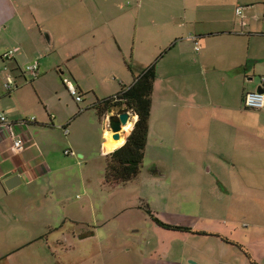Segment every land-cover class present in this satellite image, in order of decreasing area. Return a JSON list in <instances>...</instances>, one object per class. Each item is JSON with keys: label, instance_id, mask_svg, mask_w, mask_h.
<instances>
[{"label": "crops", "instance_id": "crops-1", "mask_svg": "<svg viewBox=\"0 0 264 264\" xmlns=\"http://www.w3.org/2000/svg\"><path fill=\"white\" fill-rule=\"evenodd\" d=\"M49 1L51 7L39 18L32 10L22 12L17 0H5L12 11L0 20L13 39L10 51H16L15 58L4 66V78L0 69V85L8 75L16 82V89L0 95V112L13 123V133L26 142L23 151L15 152L10 133L0 131V262L5 254L15 253L5 247L16 245L20 234L21 222L10 195L18 188L24 191L23 187L27 194L48 177H57L62 169L65 175L68 169H61L60 162L54 161L62 149L64 153L72 150L87 162L98 147L106 167L107 155L123 147L130 134L113 149L110 139L116 140L107 121L113 110L101 117L95 105L132 86L147 68L155 66L150 117L154 124L149 123L145 159L152 126L153 152L162 158L163 166L164 160L171 158L177 171L197 150L200 159L189 162L194 171L205 175L206 182L218 183L209 186V191L218 189L225 197L236 198L233 206L225 201L227 207L222 208L234 221L210 226L205 237L215 234L223 245L236 247L238 261H243L244 252L252 264H264V111L248 109L244 104L248 92L264 88V0H79L89 17L73 20V25H64L67 13L56 7L59 0ZM42 2L45 0H37V9ZM25 3L28 7L27 0ZM108 5L115 6V11ZM7 53L4 51L0 58ZM33 60L40 65L39 74L29 83L30 75L27 78L23 68ZM64 62L69 63L64 82L62 77L61 82L48 77ZM66 80L79 89L83 102L72 95L69 98ZM198 84L205 85V95L195 86ZM51 86L56 95L62 93L55 102L50 96ZM108 86L110 92L114 86L118 89L109 95ZM64 96L68 99L65 105ZM92 110L102 125L97 139L76 126ZM31 118L35 121L23 122ZM131 119L133 131L138 116L132 112ZM64 126L69 135L60 145L50 137V131L63 130L59 127ZM214 132L219 141L216 150L210 139ZM196 134L201 137L197 143ZM166 151L170 157L165 156ZM105 171L104 184L112 188L105 181ZM160 172L164 174L162 167L156 169ZM14 176H19L21 183L8 189L6 182ZM212 221L207 220L209 224ZM87 232L92 233L83 236L84 232H79V238L93 235L92 230ZM226 232L238 235L239 240ZM168 258L167 252L150 261L168 264Z\"/></svg>", "mask_w": 264, "mask_h": 264}, {"label": "rangeland", "instance_id": "rangeland-1", "mask_svg": "<svg viewBox=\"0 0 264 264\" xmlns=\"http://www.w3.org/2000/svg\"><path fill=\"white\" fill-rule=\"evenodd\" d=\"M1 1L0 20L1 17L10 16L12 11L5 0ZM17 1L18 4L20 2L22 12L30 13L32 10L39 18L43 17L45 10L51 7L49 0L42 2L40 9H37V0L36 8L33 0H27L28 7L25 0ZM78 1L59 0L56 5L66 10L64 25L67 22L73 25L80 18L89 17L85 7L79 5ZM108 7L109 10L115 11V6L108 5ZM3 27L0 22V55L4 51L10 52L13 47V39H10L9 33ZM7 61H9L7 58H0L2 78L5 77L3 69ZM31 62H29L30 66L34 60ZM68 66L69 63L64 62L62 67L55 68L54 73L48 77L53 76L57 82L59 80L61 82L62 77L64 82L69 74ZM25 75L28 78L29 73ZM30 79L31 75L29 83H31ZM84 85L88 86V84ZM195 86L205 95V85ZM92 87L97 90L101 88ZM108 87L109 95L114 94L118 89L114 86L113 91L110 92V86ZM65 88L69 92V98H72L68 86ZM61 94L56 95V91L51 86L50 96L54 102L59 96L61 97ZM63 99L65 105L68 99L66 96ZM118 111V108L113 110V114L118 116ZM100 122L99 115L92 110L90 114L79 119L76 126L79 125L82 127V132L91 133L94 139H97L102 127ZM149 123L154 124L152 121ZM103 124L105 125V121ZM153 130L152 126V139L142 174L127 185H113L112 188L105 186L103 177L106 168L105 159L100 156L98 147L87 162L83 158L76 157V154L66 156L63 149L60 150V155L54 158V161L60 162L58 167L61 169L63 167L68 169L65 175L62 174V169L57 177H48V181L28 189L27 194L23 187L24 191H19L18 188L10 195V199L16 204L17 219L21 222V225H18L20 234L17 236L16 245L5 247L15 253L9 256L5 254L6 258L0 264H143L144 261L145 264H154L150 261L152 258H158L167 252L168 264H252L248 257L244 256V252L243 261H238L234 255L238 249L227 244L223 245L218 235L208 234L209 236L205 237V231H209L210 226L213 228L218 226L219 222L224 221V224H227L234 221L222 208L227 207L225 201L233 206L236 198L225 197L218 189L214 192L209 191V186L212 184L216 186L218 183L213 182L214 180L206 182L205 175L194 171L190 162L200 159L197 150L186 158L184 164L178 166L177 171L171 158L168 161L164 160L166 164L163 166L162 158H157L153 152L155 136ZM62 131H50V137L56 138V142L60 145L62 141L67 140ZM202 136L205 143V133ZM217 137L215 132L210 136L215 150L219 146ZM220 137L223 139L222 135ZM199 139L201 137L196 134V143ZM95 145L98 146V142ZM165 156L170 157L171 154L166 151ZM160 167L164 169V174L156 173V169ZM179 170L188 174H178ZM78 206L82 209L78 210ZM151 215L156 216L165 225L192 228V231L187 233L165 229L154 222ZM208 219L213 220L212 224L207 222ZM73 221L89 224L76 225ZM63 222L65 224H62ZM59 226L64 228L61 229ZM91 230L93 235L90 238H79V232L83 231L85 234L83 236H89L92 232L87 231ZM226 233L230 234H226L227 236L239 240L238 235Z\"/></svg>", "mask_w": 264, "mask_h": 264}, {"label": "trees", "instance_id": "trees-1", "mask_svg": "<svg viewBox=\"0 0 264 264\" xmlns=\"http://www.w3.org/2000/svg\"><path fill=\"white\" fill-rule=\"evenodd\" d=\"M156 79V68L151 66L143 72L132 86L126 89L123 88L117 95L103 99L95 105L101 117L117 108L119 109L118 114L133 112L138 116L135 127L125 145L107 155L105 181L110 185L127 184L137 179L142 173ZM77 93L84 101L83 95L78 88ZM113 107L115 108L112 109ZM67 135L65 134V136ZM151 216L154 222L165 229L181 232L192 231L191 228L165 225L156 216ZM202 233L204 234V232Z\"/></svg>", "mask_w": 264, "mask_h": 264}, {"label": "built area", "instance_id": "built-area-1", "mask_svg": "<svg viewBox=\"0 0 264 264\" xmlns=\"http://www.w3.org/2000/svg\"><path fill=\"white\" fill-rule=\"evenodd\" d=\"M241 11L239 10L238 13ZM199 51L200 48H197ZM15 56V51H10L8 52L4 58H7V60H11ZM39 68L40 65L38 62H34L29 65H27L23 71L25 74L29 73L31 77H37L39 74ZM262 82L264 83V78L262 79ZM66 85L69 88V91L71 95L76 99L77 102L81 103L83 101L82 97H80L77 93V88L76 86L71 82L67 81ZM16 88V82L15 79L11 76L8 75L2 85H0V95L4 93H10ZM244 104L248 109H253V110H261L264 111V93H260L258 91H253V92H248L245 95L244 98ZM30 121H35V118H31L26 121H23L24 123L30 122ZM67 127L64 126L61 129L65 131V134L67 135L69 133ZM8 131L12 137L13 144H12V150L15 152H20L23 151L24 148L26 147V142L24 138L20 135H15L13 133V123L8 119L7 115L3 112H0V131ZM67 155H75V152L71 150H67L65 152Z\"/></svg>", "mask_w": 264, "mask_h": 264}, {"label": "water", "instance_id": "water-1", "mask_svg": "<svg viewBox=\"0 0 264 264\" xmlns=\"http://www.w3.org/2000/svg\"><path fill=\"white\" fill-rule=\"evenodd\" d=\"M258 92L264 93V88L258 89ZM132 113L124 112L115 116L112 112L109 116V128L112 132V137L114 140L119 141L124 138L123 127L127 126L131 122ZM126 139V137H125ZM21 183L19 176H14L6 182L8 189H12L17 184Z\"/></svg>", "mask_w": 264, "mask_h": 264}, {"label": "bare ground", "instance_id": "bare-ground-1", "mask_svg": "<svg viewBox=\"0 0 264 264\" xmlns=\"http://www.w3.org/2000/svg\"><path fill=\"white\" fill-rule=\"evenodd\" d=\"M132 127H133L132 121L127 126L123 127V133L125 134V136H124V138H122L118 142L117 141H113L112 139H110V144H111V147L113 149L116 146H118L119 144H122L124 142L125 137L128 136L132 132Z\"/></svg>", "mask_w": 264, "mask_h": 264}, {"label": "clouds", "instance_id": "clouds-1", "mask_svg": "<svg viewBox=\"0 0 264 264\" xmlns=\"http://www.w3.org/2000/svg\"><path fill=\"white\" fill-rule=\"evenodd\" d=\"M109 120V117H108V119H107V121Z\"/></svg>", "mask_w": 264, "mask_h": 264}]
</instances>
